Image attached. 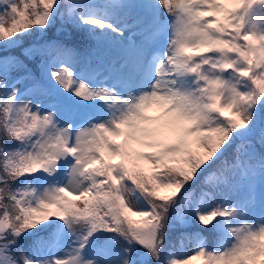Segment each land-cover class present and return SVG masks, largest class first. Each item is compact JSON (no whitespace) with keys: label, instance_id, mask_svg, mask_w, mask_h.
<instances>
[{"label":"snow or ice","instance_id":"6c2138e0","mask_svg":"<svg viewBox=\"0 0 264 264\" xmlns=\"http://www.w3.org/2000/svg\"><path fill=\"white\" fill-rule=\"evenodd\" d=\"M195 258L264 264V0H0V264Z\"/></svg>","mask_w":264,"mask_h":264},{"label":"rangeland","instance_id":"374dc122","mask_svg":"<svg viewBox=\"0 0 264 264\" xmlns=\"http://www.w3.org/2000/svg\"><path fill=\"white\" fill-rule=\"evenodd\" d=\"M107 0H94V2H96V3H100V4H103V3H105ZM226 7H231L230 5H226ZM161 11H163V8L161 7ZM119 15H121V16H123V15H125V13L124 12H121V13H119ZM78 70V69H77ZM161 109H159V108H157L155 105H152V106H150L149 108H147L146 110H145V115H148V116H152V117H157V116H159L160 115V113H161ZM225 117H232V113H230V112H226L225 113ZM223 118V117H222ZM122 139V140H121ZM111 140H112V142L113 143H117V141L118 140H120L121 142L123 141V137H120V138H115V137H113V138H111ZM167 140L170 142L171 140H172V136L171 135H169L168 137H167ZM189 146L190 147H192L193 149H195V144L193 143V142H189ZM133 151H136V152H145V153H147V152H149L150 151V149H147V148H144V147H141V146H139V145H133ZM106 159V158H105ZM137 160H134V163L136 162ZM113 163H115V160H113L112 161ZM140 162L142 163V164H147V165H149V167L150 168H152L153 169V171H155L156 169H154L153 168V166L151 165V164H149V163H147V162H145V161H142V160H140ZM144 162V163H143ZM157 189H160V188H156V190ZM199 196H197L196 197V199L198 198ZM70 199H76V197H69ZM195 199V200H196ZM77 206L78 207H83V205H82V202L80 201V200H77ZM205 206L206 207H208V206H210V202H208L207 200H205ZM51 211H53V212H56L57 211V209H55V208H53V209H51ZM129 215H131L134 219H137L138 221H141V220H143L144 218L143 217H140V216H137V215H133V214H131V213H129ZM194 246H195V242L191 239V240H189L187 243H185V244H183L181 247H180V249L178 250V251H176V254L177 255H181V254H183V253H186V252H191V250L194 248ZM198 261H200V258H195V259H192V260H190L189 261V264H197V262Z\"/></svg>","mask_w":264,"mask_h":264},{"label":"trees","instance_id":"16d2710c","mask_svg":"<svg viewBox=\"0 0 264 264\" xmlns=\"http://www.w3.org/2000/svg\"><path fill=\"white\" fill-rule=\"evenodd\" d=\"M108 2H109V0H107L105 3H108ZM132 160L134 162V160H136V158L133 157ZM135 163H138L144 171L146 170L147 164L146 165L145 164H142L140 162V160L139 161H136ZM151 171H153V169H151ZM173 191H174V189H171V188H169V189L160 188V189H157L156 190L157 195H161V196H165V195L170 196V195H172ZM199 194H200V188L197 187L195 196L192 197L193 200ZM129 219H131L133 221H138L137 219H134L131 215H129ZM193 224H195V221H193ZM194 231H195V228H190V229H179L178 228V229H175V230L170 231L169 238L176 245L175 251L179 250V248L189 240V238H184L183 244L181 245V243H180V234H181V232H194ZM202 238H203V240L208 241L211 244V239L208 237L207 233H205ZM197 264H204V260L200 259V261H198Z\"/></svg>","mask_w":264,"mask_h":264}]
</instances>
